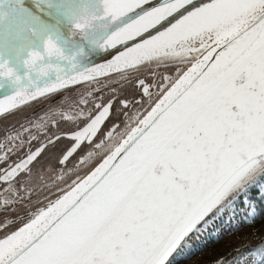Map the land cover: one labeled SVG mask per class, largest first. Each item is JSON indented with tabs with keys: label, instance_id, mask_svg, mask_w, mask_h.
<instances>
[{
	"label": "snow or ice",
	"instance_id": "snow-or-ice-1",
	"mask_svg": "<svg viewBox=\"0 0 264 264\" xmlns=\"http://www.w3.org/2000/svg\"><path fill=\"white\" fill-rule=\"evenodd\" d=\"M0 121V264H172L264 205V0H0Z\"/></svg>",
	"mask_w": 264,
	"mask_h": 264
},
{
	"label": "rangeland",
	"instance_id": "rangeland-1",
	"mask_svg": "<svg viewBox=\"0 0 264 264\" xmlns=\"http://www.w3.org/2000/svg\"><path fill=\"white\" fill-rule=\"evenodd\" d=\"M1 127H5L3 121ZM258 211L257 208L252 216L249 207L239 203L204 228L200 241L187 244L172 264H218L221 259L225 264H260L264 255V220L258 222Z\"/></svg>",
	"mask_w": 264,
	"mask_h": 264
},
{
	"label": "trees",
	"instance_id": "trees-1",
	"mask_svg": "<svg viewBox=\"0 0 264 264\" xmlns=\"http://www.w3.org/2000/svg\"><path fill=\"white\" fill-rule=\"evenodd\" d=\"M41 110H38L37 112H36V116H38V115H42L43 114V112L41 111ZM38 113V114H37ZM4 135V127H2L1 129H0V139L2 138V136ZM258 216H259V219H258V222H261L262 220H264V205H259L258 204ZM227 259V258H226Z\"/></svg>",
	"mask_w": 264,
	"mask_h": 264
},
{
	"label": "bare ground",
	"instance_id": "bare-ground-1",
	"mask_svg": "<svg viewBox=\"0 0 264 264\" xmlns=\"http://www.w3.org/2000/svg\"><path fill=\"white\" fill-rule=\"evenodd\" d=\"M243 204V203H242ZM244 205V204H243ZM231 214H233V217H235L234 212H231ZM202 238V234L201 231L199 233L194 234L187 242L188 245H193V244H197L200 239Z\"/></svg>",
	"mask_w": 264,
	"mask_h": 264
},
{
	"label": "flooded vegetation",
	"instance_id": "flooded-vegetation-1",
	"mask_svg": "<svg viewBox=\"0 0 264 264\" xmlns=\"http://www.w3.org/2000/svg\"><path fill=\"white\" fill-rule=\"evenodd\" d=\"M38 110H41L42 111V109H41V106H39V105H35L33 108H26V109H24V112L26 113V114H28L29 115V117H33V116H36V112L38 111ZM40 111V112H41ZM38 114V113H37ZM11 120V119H10ZM2 128V127H1ZM2 138H3V136H2ZM1 138V139H2Z\"/></svg>",
	"mask_w": 264,
	"mask_h": 264
}]
</instances>
